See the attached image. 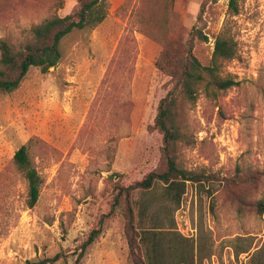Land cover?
<instances>
[{
    "label": "rangeland",
    "instance_id": "374dc122",
    "mask_svg": "<svg viewBox=\"0 0 264 264\" xmlns=\"http://www.w3.org/2000/svg\"><path fill=\"white\" fill-rule=\"evenodd\" d=\"M79 1L0 0V40L22 43ZM236 3L237 12L231 0H108L100 25L62 40L56 66L32 67L17 90L0 93V264L57 254L54 264H149V246L157 264H264V0ZM195 28L208 36L195 39L204 64L229 31L238 55L225 73L239 84L189 102L157 59L168 40L187 43ZM171 90L190 139L179 161L207 176L187 181L180 203L162 182L136 185L165 170L155 120ZM24 144L43 178L34 207L14 161Z\"/></svg>",
    "mask_w": 264,
    "mask_h": 264
},
{
    "label": "trees",
    "instance_id": "16d2710c",
    "mask_svg": "<svg viewBox=\"0 0 264 264\" xmlns=\"http://www.w3.org/2000/svg\"><path fill=\"white\" fill-rule=\"evenodd\" d=\"M206 2L202 4L204 9ZM231 5L237 12L236 0ZM108 15V0H80L74 13L66 16L54 14L35 25L28 38L19 44H11L5 39L0 40V93H12L17 90L32 67H38L43 73L56 66L62 58L61 42L74 30L94 28L100 25ZM192 37L187 43L168 40L161 55L157 59V67L176 81L184 98L189 102L197 101L198 95L204 91L206 95L218 98L222 93L237 86L239 82L228 73L225 66L238 55L237 42L229 31L224 28L215 38L214 50L209 63L204 64L194 53L195 39L208 41V36L201 29H193ZM179 102L176 91L171 90L161 99L155 127L163 135L164 171H152L138 182L137 188L151 189L155 183L167 185L175 202L180 203L187 181L202 182L207 176L190 171L179 161V146L189 143L187 132L178 122ZM14 161L19 170L28 180L29 206L34 207L40 196L43 178L30 156V144L22 145L15 153ZM264 211V206L262 208ZM130 223L133 225V210L129 206ZM103 224V223H102ZM133 227V226H132ZM103 227L91 231L88 240L82 245L78 259L84 255L88 246L92 245L101 235ZM144 232L141 239L147 243ZM155 247H147L149 264H157ZM61 257L57 254L52 258L27 261V264H54Z\"/></svg>",
    "mask_w": 264,
    "mask_h": 264
}]
</instances>
